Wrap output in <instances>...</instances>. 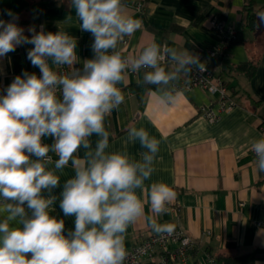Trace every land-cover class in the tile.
Segmentation results:
<instances>
[{"label":"clouds","instance_id":"1","mask_svg":"<svg viewBox=\"0 0 264 264\" xmlns=\"http://www.w3.org/2000/svg\"><path fill=\"white\" fill-rule=\"evenodd\" d=\"M81 31L93 36V57L82 62L76 53L77 38L66 31L37 32L30 36L16 21L0 19V57L23 44L33 47L27 59L40 75L27 71L14 77L0 94V264H124L125 234L145 217L158 235H172L175 225L160 223L176 192L162 182L145 184L154 172L160 141L144 128L129 127L127 142H138L140 159L126 152H108L105 119L124 102L117 86L126 73L144 70L143 83L155 86L162 105L174 104L178 92L169 85L181 74L205 67L188 49L151 43L138 56L124 57L118 43L142 28V21L127 15L122 0H70ZM72 19L71 15L65 22ZM264 23V13L260 14ZM167 64L166 68L164 65ZM55 66H69L63 74ZM98 137L95 147L91 137ZM51 137V145L43 143ZM84 149L83 157L77 153ZM256 171L264 172V138L251 145ZM50 152L58 159L54 170ZM35 157V159H33ZM71 161L72 178L65 181L59 207L64 217H74V228L65 231V220L50 213L60 185L57 173ZM147 192L150 212L138 196ZM47 191L48 195L43 193Z\"/></svg>","mask_w":264,"mask_h":264},{"label":"crops","instance_id":"2","mask_svg":"<svg viewBox=\"0 0 264 264\" xmlns=\"http://www.w3.org/2000/svg\"><path fill=\"white\" fill-rule=\"evenodd\" d=\"M144 12L135 9L136 0H122L127 15L142 21V28L129 36V44L123 48L132 56L155 42L177 50L188 49L197 55L201 63L212 61L208 50L218 43L219 35L212 28V15L237 30V39L232 43L229 55L214 59L213 70L222 74L238 91L235 97L239 105L222 118L211 123L200 113V106L217 98L200 86L191 90L180 89L176 102L164 106L155 86L143 83L144 70L126 73V81L117 85L124 95V102L105 119L109 131L108 152H126L131 158L140 159L144 151L138 142H127L129 127L144 128L150 136L160 141L159 152L154 161V172L145 184L162 182L176 192V198L169 211L158 217L160 223H172L184 229L195 241L190 264H212L209 256L227 248L234 242L233 254H240L254 248H264V172L256 171L255 154L251 145L264 138V0L252 1L257 12V27L247 26V0H143ZM30 36L29 28L37 32H68L77 38L76 53L82 62L93 57L90 32L81 31L80 21L70 0H0V19H12ZM71 15L68 22L66 18ZM33 46L23 44L16 50L0 57V84H10L14 77L27 71L40 74L27 59V52ZM256 60L258 69L253 78L244 73L233 72L243 62ZM166 68L167 64L164 65ZM53 68L58 66L52 65ZM191 72L181 74L173 84L189 78ZM217 107L216 103L214 104ZM93 148L98 137L90 138ZM51 145V137H44ZM52 163L47 167L54 170L58 157L50 152ZM83 157L84 149L77 153ZM35 159V157H33ZM60 175V185L52 194L57 197L54 210L50 213L65 220V231L74 228V217H64L59 207L60 193L66 180L72 178L74 169L71 161ZM138 196L145 205V214L150 212L147 192ZM43 195L47 196L45 191ZM174 207L176 209H174ZM178 208V209H177ZM260 223V224H259ZM154 232L145 217L130 225L125 234V248L129 250L136 243ZM210 232V233H208ZM180 264V263H176ZM255 264H264V259Z\"/></svg>","mask_w":264,"mask_h":264},{"label":"built area","instance_id":"3","mask_svg":"<svg viewBox=\"0 0 264 264\" xmlns=\"http://www.w3.org/2000/svg\"><path fill=\"white\" fill-rule=\"evenodd\" d=\"M134 6L137 12H144L143 0H136ZM211 25L219 35V41L209 48L208 56L212 60L225 58L229 55L230 46L237 39V30L233 26L225 24L216 15H212ZM120 43L123 48L127 47L129 44V36H126ZM123 48H117L122 56L135 57ZM203 65L205 67L204 71L194 68L189 78L173 84L171 89L174 91L180 89L191 90L195 86H200L211 94H215L217 96L215 100L204 103L199 108L201 115L206 120L215 123L222 118L224 113H229L236 108L239 103L233 93L231 85L223 79L222 76L211 70L206 64ZM75 67L82 68L77 65H75ZM53 70L63 74L71 71V68L69 66H58L53 68ZM127 73L133 72L128 71ZM8 85L9 84L5 82L0 84V94H4V90ZM215 103L217 107L214 106ZM168 207L173 208L170 204ZM174 209L176 208L174 207ZM194 248L195 241L181 227H175L174 233L170 236L158 235L152 232L141 242L136 243L132 248L126 250L127 255L124 264H188ZM209 261L214 264L212 256H209Z\"/></svg>","mask_w":264,"mask_h":264},{"label":"trees","instance_id":"4","mask_svg":"<svg viewBox=\"0 0 264 264\" xmlns=\"http://www.w3.org/2000/svg\"><path fill=\"white\" fill-rule=\"evenodd\" d=\"M246 6L248 8L247 26L251 30H254L257 27V22H258L257 12L253 9L252 1H248ZM203 64H206L211 70H213L214 59L209 62H203ZM258 65H259L258 61L250 60L238 64L234 68L233 72L235 71V73H244L248 76V78H253L257 72ZM219 75L222 76V74ZM223 79L225 78L223 77ZM231 87L233 89L234 95H236L238 91L235 89L234 86ZM234 246H235L234 242H228L227 248L225 250L218 252L215 255H212L214 259L213 263L214 264H255L257 260L264 259V248L257 247L244 253L233 254L231 252V249ZM190 264H200V262L196 259L192 261Z\"/></svg>","mask_w":264,"mask_h":264}]
</instances>
